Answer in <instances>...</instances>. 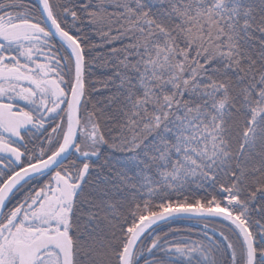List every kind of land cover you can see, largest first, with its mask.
<instances>
[{"label":"snow or ice","instance_id":"obj_1","mask_svg":"<svg viewBox=\"0 0 264 264\" xmlns=\"http://www.w3.org/2000/svg\"><path fill=\"white\" fill-rule=\"evenodd\" d=\"M0 264H264V0H0Z\"/></svg>","mask_w":264,"mask_h":264}]
</instances>
